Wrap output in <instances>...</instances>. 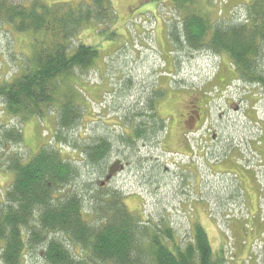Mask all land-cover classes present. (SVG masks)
<instances>
[{"label": "rangeland", "instance_id": "1", "mask_svg": "<svg viewBox=\"0 0 264 264\" xmlns=\"http://www.w3.org/2000/svg\"><path fill=\"white\" fill-rule=\"evenodd\" d=\"M134 1L113 0L114 21L87 23L73 42L92 45L100 53L95 66L76 82L89 115L75 136L105 134L116 143L127 126V115L146 109L150 98L160 100V112L168 114L191 84V91L207 94L204 102L210 101L217 139L211 132L192 135L190 164L162 154L161 135L141 139L134 147L115 144L103 173L92 168L85 172L95 185L105 182V189L119 192L140 219L170 227L181 245L190 241L192 226L198 223L215 254L223 255L224 264H264V91L223 71L230 68L227 54L184 49L173 37L191 12L208 15L212 21H242L244 5L252 0H142L136 10ZM32 42L30 34L15 32L8 24L0 26V81L21 74ZM232 99L239 109L220 114ZM4 109L0 99V130H22L23 142L1 146V154L17 153L27 161L43 145H56L54 112L23 120ZM62 146L69 156L79 157L73 146ZM116 160L124 168H116L107 181ZM6 167L0 159V200L14 178ZM73 254L78 257L79 249ZM25 255L23 264H49L41 248L27 249Z\"/></svg>", "mask_w": 264, "mask_h": 264}, {"label": "trees", "instance_id": "2", "mask_svg": "<svg viewBox=\"0 0 264 264\" xmlns=\"http://www.w3.org/2000/svg\"><path fill=\"white\" fill-rule=\"evenodd\" d=\"M244 6L242 21H212L191 12L173 37L184 49L227 54L239 79L263 92L264 0ZM115 16L113 0H0V26L8 24L33 38L21 74L0 81L4 113L23 120L51 112L57 117L56 145H43L27 161L0 151V159L14 173L0 200L1 264H23L25 251L37 248L49 264L225 263L200 224L194 223L190 241L181 245L170 227L140 219L119 192L95 185L85 172L92 168L103 173L115 144L134 147L141 139L158 138L167 126L164 117L152 113L150 98L146 109L127 115L116 143L105 134L75 136L89 115L76 82L95 66L100 53L92 45L73 42L87 23L107 25ZM22 142V130H0V147ZM62 145L73 146L79 157L69 156ZM77 249L78 257L73 254Z\"/></svg>", "mask_w": 264, "mask_h": 264}, {"label": "flooded vegetation", "instance_id": "3", "mask_svg": "<svg viewBox=\"0 0 264 264\" xmlns=\"http://www.w3.org/2000/svg\"><path fill=\"white\" fill-rule=\"evenodd\" d=\"M153 1V0H150ZM160 3H166L165 1H159ZM134 10L142 7V0H135L132 3ZM223 71L231 74H236L232 68H226ZM216 87H220L217 85ZM185 96H182L180 101L172 107V110L168 114H162L158 108L160 100L153 98L151 104L152 113L159 114L166 119L165 131H162L161 140L159 142L162 154L169 155L175 160L178 158L187 159V163L191 162V136L207 135L211 132L214 140L217 139V133L212 128L210 122V115L212 112L208 110V104H205V95L201 92L191 91V84L187 87ZM232 99L230 103L227 101L226 109L222 107L220 114H227L230 108H234L236 111L239 109V104ZM116 168H124L120 161H115L111 166V173ZM113 177V176H112ZM110 178V180L112 179ZM108 180V181H110ZM105 182H102L104 186Z\"/></svg>", "mask_w": 264, "mask_h": 264}, {"label": "water", "instance_id": "4", "mask_svg": "<svg viewBox=\"0 0 264 264\" xmlns=\"http://www.w3.org/2000/svg\"><path fill=\"white\" fill-rule=\"evenodd\" d=\"M112 175H113V173H111V171H110L109 175L106 177V180L107 181L110 180V178L112 177Z\"/></svg>", "mask_w": 264, "mask_h": 264}, {"label": "bare ground", "instance_id": "5", "mask_svg": "<svg viewBox=\"0 0 264 264\" xmlns=\"http://www.w3.org/2000/svg\"><path fill=\"white\" fill-rule=\"evenodd\" d=\"M31 77V76H30ZM258 85V84H257ZM84 148V147H83ZM82 149V148H81Z\"/></svg>", "mask_w": 264, "mask_h": 264}, {"label": "crops", "instance_id": "6", "mask_svg": "<svg viewBox=\"0 0 264 264\" xmlns=\"http://www.w3.org/2000/svg\"><path fill=\"white\" fill-rule=\"evenodd\" d=\"M236 4V3H235Z\"/></svg>", "mask_w": 264, "mask_h": 264}]
</instances>
